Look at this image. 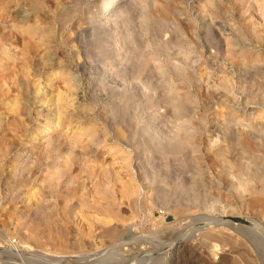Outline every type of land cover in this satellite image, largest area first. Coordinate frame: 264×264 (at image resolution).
Returning a JSON list of instances; mask_svg holds the SVG:
<instances>
[{
    "label": "rangeland",
    "instance_id": "rangeland-1",
    "mask_svg": "<svg viewBox=\"0 0 264 264\" xmlns=\"http://www.w3.org/2000/svg\"><path fill=\"white\" fill-rule=\"evenodd\" d=\"M108 4L0 0V264H264V0Z\"/></svg>",
    "mask_w": 264,
    "mask_h": 264
},
{
    "label": "bare ground",
    "instance_id": "bare-ground-1",
    "mask_svg": "<svg viewBox=\"0 0 264 264\" xmlns=\"http://www.w3.org/2000/svg\"><path fill=\"white\" fill-rule=\"evenodd\" d=\"M114 0H108V6H110L111 4H112V2H113ZM117 1H119V0H117ZM107 4V3H106ZM104 7H106V5L104 6ZM109 8V7H108ZM108 8H105V9H103L105 12L108 10ZM55 76H56V74H55ZM52 78H53V76H52ZM58 78V77H57ZM56 77H55V80L57 79ZM50 79V80H49ZM48 80H46L45 81V83H37V87H38V89L39 88H42L43 87V89L44 88H49L50 86V88H52V85H53V80H54V78L53 79H51V78H49ZM49 90V89H48ZM47 90V91H48ZM51 90V89H50ZM70 90V89H69ZM65 91V90H64ZM63 91V92H64ZM68 91V90H67ZM66 91V92H67ZM62 92V93H63ZM66 92H64V93H66ZM70 93H71V90H70ZM67 94H68V92H67ZM61 94V92H59V93H55V95H53V96H55L54 97V99H53V101H52V103H50L51 104V110L50 111H52L53 112V114H54V120L52 121V122H54V125L50 128V129H47V130H43L39 135H46V134H48V132H52V130L53 129H56L57 130V127H58V123H60L64 118H65V116H67L66 114L69 112L70 113V110L72 109V107H73V103H74V101L76 100V99H74V97H75V95H74V97H73V94ZM52 100V99H51ZM45 104V103H44ZM47 104V103H46ZM42 105V104H41ZM47 106H50V105H47ZM50 108V107H49ZM47 110V109H46ZM49 110V109H48ZM73 110V109H72ZM176 139V138H175ZM178 140V139H177ZM173 141V140H172ZM178 143H179V141H178ZM175 144V143H174ZM177 146H178V144H176ZM173 147V146H172ZM176 148V147H175ZM178 149V148H177ZM239 168V167H238ZM242 171H243V169H242ZM131 185V184H130ZM129 185V186H130ZM132 186V185H131ZM130 186V187H131ZM127 189V188H126ZM126 191V190H125ZM127 194L129 195V197H134V192H133V190H130V188L129 189H127ZM136 194V193H135ZM127 195V196H128ZM132 199V198H131ZM99 204V203H98ZM98 204H95V208H98V207H100V206H97ZM90 205V204H89ZM91 206V205H90ZM104 207V206H103ZM102 206H101V208H103ZM90 208V207H89ZM110 208V207H109ZM99 209V208H98ZM108 209V208H107ZM97 210V209H96ZM95 210V211H96ZM97 212V211H96ZM105 212V211H104ZM108 211H106L105 213H106V215L107 214H109V213H107ZM110 212V211H109ZM102 214H104L103 213V211L101 212ZM111 213V212H110ZM114 215V214H113ZM99 217H100V215H98ZM97 216V217H98ZM109 217L111 216L110 214L108 215ZM82 217H83V215H82ZM85 217V216H84ZM103 217V216H102ZM115 217H117L116 215H115ZM105 218H107V217H105ZM114 217H112V219H113ZM100 219L101 218H99V221H100ZM104 219V218H103ZM115 219V218H114ZM189 219V218H188ZM201 219V218H200ZM200 219H194V220H192V221H190L191 223H192V226L195 224V222L197 223V222H201L200 221ZM94 220V219H93ZM105 220V219H104ZM104 220H101L102 222H104ZM107 220V219H106ZM109 220H111V218L109 219ZM82 221V220H81ZM87 221V220H86ZM98 221V222H99ZM100 221V222H101ZM112 221H114V220H112ZM101 222V223H102ZM106 222V221H105ZM108 223H111L110 221L108 222H106V226L108 227H110V225H107ZM211 225H214L215 223H210ZM102 225V224H101ZM104 225V224H103ZM105 226V225H104ZM103 226V227H104ZM106 226H105V228H106ZM100 227V226H99ZM103 227H101V228H103ZM112 227V226H111ZM259 227V226H258ZM101 228H99V229H101ZM104 228V229H105ZM260 228V227H259ZM109 229V228H108ZM131 230L129 229L128 231H126V233H125V235H126V237L128 238V237H131V235H132V233L130 232ZM115 230H107L106 231V235H107V237L108 238H111V236H115ZM105 235V234H104ZM117 235V234H116ZM116 237V236H115ZM125 237V238H126ZM152 239V238H151ZM153 239H155V238H153ZM150 240V239H149ZM156 240V239H155ZM155 240H153V241H155ZM156 242V241H155ZM149 244H152V242L150 243L149 242ZM148 245V244H147ZM143 246V245H142ZM144 246H146V245H144ZM123 247V246H122ZM148 247H149V245L147 246V249H148ZM184 247H185V245H184V243L183 242H180V241H173L171 244H170V246H169V248H168V250L166 251V253H165V257L166 258H164L165 260L163 261V264H174V263H176L177 262V256L183 251V249H184ZM141 248V247H140ZM139 248V249H140ZM143 248V247H142ZM146 248V247H145ZM149 248H151V246L149 247ZM146 250V249H145ZM145 250H143V251H145ZM149 250V249H148ZM148 250H146V251H148ZM141 251V250H140ZM185 251V250H184ZM241 251V250H240ZM242 253V252H241ZM145 257V256H144ZM176 261V262H175Z\"/></svg>",
    "mask_w": 264,
    "mask_h": 264
}]
</instances>
